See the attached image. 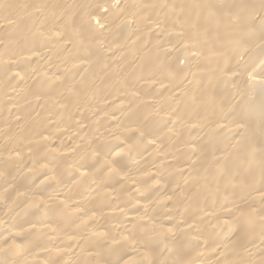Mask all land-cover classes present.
<instances>
[{"label": "bare ground", "instance_id": "1", "mask_svg": "<svg viewBox=\"0 0 264 264\" xmlns=\"http://www.w3.org/2000/svg\"><path fill=\"white\" fill-rule=\"evenodd\" d=\"M0 264H264V0H0Z\"/></svg>", "mask_w": 264, "mask_h": 264}]
</instances>
